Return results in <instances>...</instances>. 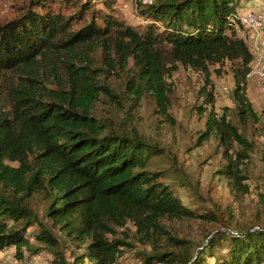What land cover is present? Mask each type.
<instances>
[{"label": "trees", "instance_id": "1", "mask_svg": "<svg viewBox=\"0 0 264 264\" xmlns=\"http://www.w3.org/2000/svg\"><path fill=\"white\" fill-rule=\"evenodd\" d=\"M243 1L137 0L146 22L134 25L113 14L116 0H29L0 23V252L13 247L23 259L25 250L31 258L49 250L52 264H133L125 254L135 245L118 229L132 222L138 240L154 249L138 253L144 264H264V226L227 233L222 257L219 238L197 258L160 250L165 235L174 245L185 242L165 230L162 218L218 217L187 206L165 181L166 170L153 167L162 147L138 132L108 130L93 116L102 95L119 99L100 75L124 71L130 61L125 85L137 99L154 97L166 116L168 77L180 65L198 71L205 76L201 113L209 114L197 144L218 134L226 145L221 174L249 192L244 167L256 143L215 110L212 75L228 65L241 117L260 120L244 94L254 55L237 34ZM99 50L103 65L95 62ZM43 190L45 215L84 246L73 262L27 201ZM35 224L37 233L30 231Z\"/></svg>", "mask_w": 264, "mask_h": 264}, {"label": "rangeland", "instance_id": "2", "mask_svg": "<svg viewBox=\"0 0 264 264\" xmlns=\"http://www.w3.org/2000/svg\"><path fill=\"white\" fill-rule=\"evenodd\" d=\"M248 1H243L238 13L253 7H248ZM136 2L137 0H116L113 14L134 25L146 22L145 18L138 15ZM254 2L258 7L264 5V0H254ZM28 3L29 0H0V23L17 17L24 9V5ZM247 32L248 29L244 26H238V35L244 36ZM94 57L96 64L103 65L100 50ZM133 66V61H130L124 71L112 70L105 77L100 75L101 81L109 83L119 95V99L114 101L102 95L95 104L93 116L106 122L108 130L138 132L151 143L162 147L165 151L164 156L158 157L153 167L166 170L168 176L165 181L171 184L187 206L196 209L199 213L213 212L218 217L217 221L206 218H162L161 224L165 230L171 236L185 242L183 246L174 245L165 235L159 249L176 252L180 256L185 254L197 258L201 255L200 251L212 243L211 240L219 238L221 244L216 248V256L222 257L227 246V233L264 226V88L257 84L253 75L249 76L244 94L260 120L256 121L249 115L241 117L232 99L235 79L231 68L226 65L221 68L220 73L214 71L212 74L217 91L215 110L220 115L225 113L228 120L256 143L244 167L245 173L249 176L246 181L249 192H244L234 179L220 172L222 165L226 162L224 154L226 145L220 136L214 134L203 145L197 144L209 114V111L201 113L203 96L200 90L205 83L204 74L180 65L179 69L168 77L171 92L169 116H166L154 97L147 95L137 99L125 85L127 72L132 71ZM211 67L214 70L219 69V65ZM2 189L6 193L13 194L12 189ZM45 194L46 190L33 193L27 201L44 221L46 227L59 239L60 249L64 251L68 261L73 262L77 254L84 252V246L77 248L59 226H55L53 221L45 215V209L49 203ZM22 195V193L19 194V196ZM118 229L120 236L126 237L135 245L127 251L126 257L131 258L133 264H144L141 257H138V253L141 251L151 253L154 250L152 245L138 240L136 227L132 222ZM38 230L37 224L30 229L33 233H37ZM28 237L31 242L38 245L32 234L28 233ZM15 252V250L12 251L5 264H27L32 259L34 264H52L51 260L55 257L49 250H44L31 258L25 250V257L19 259L14 256Z\"/></svg>", "mask_w": 264, "mask_h": 264}, {"label": "built area", "instance_id": "3", "mask_svg": "<svg viewBox=\"0 0 264 264\" xmlns=\"http://www.w3.org/2000/svg\"><path fill=\"white\" fill-rule=\"evenodd\" d=\"M238 18L240 23L248 29L244 37L251 40L254 58L250 75H253L258 85L264 88V5L260 8H248L243 13H239ZM248 33L251 34L250 37ZM13 250L15 248L12 247L0 252V264H5ZM27 264H34L33 259L29 260Z\"/></svg>", "mask_w": 264, "mask_h": 264}, {"label": "crops", "instance_id": "4", "mask_svg": "<svg viewBox=\"0 0 264 264\" xmlns=\"http://www.w3.org/2000/svg\"><path fill=\"white\" fill-rule=\"evenodd\" d=\"M247 5H248V7L253 6L254 8H260L261 6H263V5H259L260 7H258V5L255 4L254 0H249ZM248 35H249V37L251 36L250 33H248ZM247 40H249L248 44H249V46H250V48L252 50L251 40L250 39H247Z\"/></svg>", "mask_w": 264, "mask_h": 264}]
</instances>
